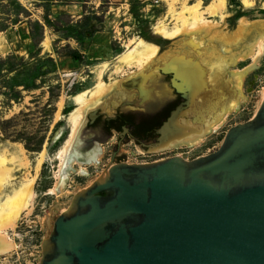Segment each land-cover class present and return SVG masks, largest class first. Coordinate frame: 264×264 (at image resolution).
Segmentation results:
<instances>
[{
	"label": "rangeland",
	"instance_id": "374dc122",
	"mask_svg": "<svg viewBox=\"0 0 264 264\" xmlns=\"http://www.w3.org/2000/svg\"><path fill=\"white\" fill-rule=\"evenodd\" d=\"M55 1L0 0V155L10 158L17 154L22 160L21 167L12 172L5 193L11 194L22 183L36 179L32 214L24 213L17 227L6 231L7 238L17 245L9 255L0 256V264H40L44 243L51 235L56 219L69 211L77 193L89 188L106 172L115 152V164H151L174 156L191 161L209 155L219 149L230 128L255 116L264 88V55L254 68V62L248 58L236 59V65L231 61L205 63L209 60L203 61L206 56L205 53L201 55L199 49L189 48L185 43L181 52L179 42L169 41L157 33L155 28L158 23L163 22L168 27L181 24L170 14V0H79V12L75 15L60 14ZM70 1L65 0L60 4H71ZM183 1L176 3V12H182ZM197 1L187 0V3L193 6ZM212 1L202 0L206 5ZM249 1L253 4L250 9L244 7L242 0H228V12L203 15L207 21L220 25L221 35L218 39L223 45L210 43L212 47L220 46L212 50L218 51L217 55L220 53L224 56L222 47H236L230 42L235 41V36L241 30L240 19L258 24L264 21V0ZM185 16L188 17V14ZM223 16L226 17L222 19ZM135 38H142L159 47L161 56L156 65L171 57L190 59V62L198 60L196 63L202 65L208 83L217 80L213 72L217 73L219 67L225 93H230L231 97L236 96L238 90L230 74L246 72L240 89V109L227 115L224 127L215 133L205 134L201 143L193 147L180 145L155 151L142 147L130 136L119 142V133L114 132L112 139L97 141L101 153L96 161L86 164L88 176L78 174L83 165L75 163L73 166L77 172H71L62 183V191L50 193L58 183L59 161L56 155L70 135L68 117L77 108L72 97L92 89L97 83V67L109 58L123 54ZM198 44L203 47V43ZM74 53L81 58L75 60ZM181 59L176 64L183 69L185 74L182 73V78L186 82L191 77L193 65ZM113 64L104 82L109 84L116 81L117 88L111 94V99L91 111L98 110L103 116L93 125H89V119H86L78 136L80 146H83L84 138L92 137L101 128L104 115L112 117L126 111H155L170 101L167 113L158 122L159 127L164 116L168 117L183 100L170 87V77L150 67L144 72L149 73L144 86L150 96L142 101L137 97L136 90L125 89L119 83L127 80L129 75L115 74ZM151 73L155 75L154 78ZM203 92L204 95L200 97L194 96L192 106L180 120V126L192 125L198 127L199 131L206 129L208 113L197 108L198 99L206 101L205 95L212 93ZM120 93L122 96H114ZM195 116L200 117L203 123H196ZM124 120L128 122L132 134L146 143L149 126H141L131 117H124ZM43 152L49 159L37 172L36 165ZM8 167L13 168L11 163Z\"/></svg>",
	"mask_w": 264,
	"mask_h": 264
},
{
	"label": "water",
	"instance_id": "95a60500",
	"mask_svg": "<svg viewBox=\"0 0 264 264\" xmlns=\"http://www.w3.org/2000/svg\"><path fill=\"white\" fill-rule=\"evenodd\" d=\"M182 99L158 141L188 107ZM101 116L94 111L88 124ZM40 264H264V101L209 155L113 159L56 219Z\"/></svg>",
	"mask_w": 264,
	"mask_h": 264
},
{
	"label": "bare ground",
	"instance_id": "6f19581e",
	"mask_svg": "<svg viewBox=\"0 0 264 264\" xmlns=\"http://www.w3.org/2000/svg\"><path fill=\"white\" fill-rule=\"evenodd\" d=\"M170 1H172L170 5V14L181 24L177 25L176 23L175 27H168L167 24L161 22L158 23L155 30L165 39L179 42V47H181L179 51L183 52L182 46L186 43L185 45H188L189 48L194 47V49H199L201 51V55L205 53L204 55L206 57L203 61L205 62V60H209L205 63H211L213 61L220 64L221 62L228 63L231 61L234 65H236L238 63L236 59L241 58L240 60H243L248 58L254 62L252 66L253 68L264 55V21L258 24L259 22L249 21L244 18L239 21L241 30L239 34L235 36V41L230 42V44H235L236 47H222L224 49V56H221L220 53L217 55L218 51H212L214 48L223 45V43H220L219 41L220 38L218 39V36L221 35L219 33L220 25L207 21L203 15L205 13L218 15L224 11L228 12V0H213L208 5L204 4L202 0H199L193 6H189L187 0H185L181 3L182 7L180 9H182V12L180 13L176 12L177 9L175 8L176 3L179 0ZM242 3L246 9H250L253 5L249 0H242ZM186 14H188V17L185 16ZM225 17L226 16H223L222 19ZM199 42L203 43V47L199 46ZM211 42H216V45L220 44V46L212 47V44L210 45ZM184 50H186V48ZM103 54L108 55L105 51H103ZM159 56H161L160 49L154 43L146 41L142 38L132 39L130 45L127 46V49L123 54L114 59L111 57L109 58L110 60L103 62L97 67V83L92 89L86 90L72 97V101L75 103L77 108L68 117L70 135L67 141H65L64 146L56 155V159L59 161V172L57 173L58 183L55 189H52L50 193L62 191L64 187L62 183L67 180L71 172L76 171L73 166L75 163L83 165L84 167L78 171V174L81 176L89 175L87 169L85 168L86 164L83 162L86 156L78 152V136L86 123V119L90 117L91 113H93L91 111L95 110V108H99L100 105L107 102L109 98L111 99L115 89L117 88L118 82L116 81H112L109 84L104 82V77L106 73L110 71L113 63V72L115 74L129 75L127 80L119 82L125 89H138L142 92L143 97H147L150 93H146V90L148 89L144 86V82L145 80H148L147 75L149 73L145 74L144 72L147 68L149 69L151 67L152 70H162V75L169 76L170 87L173 91L180 95L181 98L182 96H185L189 101L188 107L181 111V113L177 116V119L174 123H172V128L163 130V135L160 138V141L154 145L152 150L156 149L155 151H162L163 148L167 147L177 148L180 145L193 147L200 144L205 134L215 133L220 130L226 124L227 115L232 112H237L240 109V89L246 72L230 74L234 87L238 90L237 95L231 97L230 93H225V83L223 82V77L219 67L216 69L217 73L216 71L213 72V75H216L217 80H212L208 83L205 78V71L203 67H201L202 65L196 63L198 61L197 58V61L192 60V62H190V59L188 60L183 58L182 60L178 57H171L168 60L165 59V61H162L160 65H156ZM180 59L185 63L193 65L191 77L187 80L188 82H184L182 78V73H184L183 69L178 67L176 64L179 63L178 61H180ZM111 61L113 62L112 64ZM209 67L212 68L211 66ZM251 68L248 70H251ZM150 75L152 78L155 76L153 73ZM173 78H175L176 87L182 94L177 93L176 89L173 88L171 84V80ZM204 90L209 91L212 94H206V97H204L206 101L203 102L199 98L197 108L208 113V123L206 125V129L199 131L198 127H194L192 125L180 126V120L182 119L185 111L192 106L194 96L197 95L200 97V95H204ZM118 95L122 96V93L115 94L114 96L118 97ZM142 101L145 100L143 99ZM263 101L264 88L261 92V99L258 108L261 107ZM195 118L196 119L194 121H196V123H203L200 117L195 116ZM81 140H83L82 137ZM83 142L84 146L85 140H83ZM83 146H80V151H83ZM95 154L97 153L94 152L89 155V157H94ZM47 159L49 158L46 153L43 152L40 154L36 165L37 172L42 169V165L47 161ZM9 163H11L13 168L8 167ZM21 165L22 160L17 154L10 156V158L5 155H0V256L9 255L17 245L7 238L5 234L6 231L15 229L17 224H19L22 215L26 212L27 215L30 213L32 214V207H34V200L36 197L35 178L22 183L20 187L13 189L11 194L5 193L6 185L12 178V172L16 168L21 167ZM110 166L111 164L106 168V172L103 173L102 176L107 173Z\"/></svg>",
	"mask_w": 264,
	"mask_h": 264
},
{
	"label": "flooded vegetation",
	"instance_id": "af4514ba",
	"mask_svg": "<svg viewBox=\"0 0 264 264\" xmlns=\"http://www.w3.org/2000/svg\"><path fill=\"white\" fill-rule=\"evenodd\" d=\"M161 71L162 70H160L159 72L161 73ZM136 91H137V97H140L142 100L144 99L146 101L150 96V94H149L147 97H143L142 92L140 90L136 89ZM146 93H150V92L148 90H146ZM175 95H176V93H175ZM178 96H180V95H178ZM182 102H183V100H182ZM169 104H170V101H167L166 104H164L162 107L157 108L155 111L147 110L145 113H143L141 111H126L125 113H118L117 115L112 116L113 119L110 121H107L106 119H104V122L102 123L101 128L98 129V131H95L94 132L95 134H93L92 137H89L87 139L84 138V140L86 141V145L89 147L86 150L83 149V151H82L83 153L80 152V143H77L78 148H79L78 152L81 153L82 155L86 156V158L83 160V162L85 164H89L92 161H96L97 155H99L101 153V149H100L101 147L98 146L97 141H107V139H112L114 132H117V131L119 133V142H121V141L123 142L125 137L130 136L136 142L140 143L142 145V147L149 149L151 145L158 142V138L160 136L157 134V130L170 117L171 112L174 111L180 105L179 104L174 110H172L169 113L168 117L165 118V116H164V121L162 122V124L159 127H157L158 122L161 121V118L163 117V115H165L167 113L166 112L167 106ZM109 117H111V116H109ZM124 117L134 118V121L141 126H146V125L149 126L150 131L147 133V142L146 143L141 142L138 137H136L134 134H132V131L130 130L129 124L127 121L124 120ZM98 119H100V117ZM97 120L95 122H97ZM89 125H91V124H89ZM94 145H97V146L94 147ZM94 152L97 154H95L94 157H89V155H91ZM116 157H117V152L114 153L112 160L114 159V161H115Z\"/></svg>",
	"mask_w": 264,
	"mask_h": 264
},
{
	"label": "crops",
	"instance_id": "0c3cea01",
	"mask_svg": "<svg viewBox=\"0 0 264 264\" xmlns=\"http://www.w3.org/2000/svg\"><path fill=\"white\" fill-rule=\"evenodd\" d=\"M59 1V2H58ZM63 1L65 0H56L55 1V4H56V8L58 9V12L60 14H69V15H75L79 12V5L78 4V1L79 0H68L70 1L71 4H60L61 3H64Z\"/></svg>",
	"mask_w": 264,
	"mask_h": 264
},
{
	"label": "trees",
	"instance_id": "16d2710c",
	"mask_svg": "<svg viewBox=\"0 0 264 264\" xmlns=\"http://www.w3.org/2000/svg\"><path fill=\"white\" fill-rule=\"evenodd\" d=\"M73 56H74L75 60H79L81 58V56L77 53H74Z\"/></svg>",
	"mask_w": 264,
	"mask_h": 264
}]
</instances>
